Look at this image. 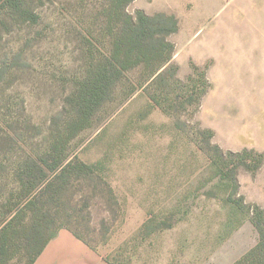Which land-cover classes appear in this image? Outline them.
Wrapping results in <instances>:
<instances>
[{
	"label": "rangeland",
	"instance_id": "1",
	"mask_svg": "<svg viewBox=\"0 0 264 264\" xmlns=\"http://www.w3.org/2000/svg\"><path fill=\"white\" fill-rule=\"evenodd\" d=\"M242 2L135 0L128 7L130 14L177 17L179 31L169 41L176 47L179 78L185 80L195 64L208 69L211 90L217 86L216 102L210 90L195 110L186 89L160 83L139 88L147 72L142 67L89 106L91 62L109 56L111 48L102 15L107 0H0V207L7 205L0 210V231L37 196L2 222L12 210V193L20 196L16 172L28 157L57 158L62 141L69 155L48 179L66 167L60 179L71 183L63 195L67 205L61 200L57 209L75 217L71 223L88 243L104 254L112 251L113 264H234L255 248L260 235L252 219L256 207L264 212V164L259 168L254 156L222 160L198 132V126L212 130L213 143L224 151L264 154V78L243 87L240 100L227 103V110L233 107L229 116H221L222 88L214 81L206 39ZM236 23L237 31L245 25L238 18ZM231 42L233 54L223 68L230 87L251 81L253 73L245 69L251 57L239 37ZM254 70L264 72V65ZM16 125L23 130L11 128ZM24 216L23 224L0 232V264H29L40 243L63 224L34 240L35 215Z\"/></svg>",
	"mask_w": 264,
	"mask_h": 264
},
{
	"label": "trees",
	"instance_id": "2",
	"mask_svg": "<svg viewBox=\"0 0 264 264\" xmlns=\"http://www.w3.org/2000/svg\"><path fill=\"white\" fill-rule=\"evenodd\" d=\"M107 1V5L103 7L102 15L107 20L111 48L109 56H104L98 62H96V58H93L91 62L94 65L96 64V67L93 65L95 69L90 72L87 85L86 96L89 98L92 97L87 102L89 106L99 96H102L104 99L108 97L111 86H115L122 81L126 73L142 67L147 72L145 73V79L138 84L139 88L147 90L158 83H160V87H165L166 85L178 86L181 89L187 90L186 94L189 93L192 98L190 106L195 107V110H199L202 107L205 97L211 90L212 84L208 78V69L206 67L196 66L195 64L192 66V73L185 80L179 78V66L173 62L176 47L169 41V37L179 31L177 17L166 13L149 15L144 10H138L135 14H130L128 7L135 0ZM89 41L94 44L93 40L90 39ZM168 81L169 83H167ZM152 98L154 101L156 100V97ZM156 105L162 106L158 102ZM163 109L169 113L166 108L163 107ZM8 122L11 121L8 120ZM9 125H12V123ZM11 128L23 130L22 127L17 125ZM198 132L222 160H225L226 157L240 160L252 159V156H254L256 158L255 164H258L259 168L263 166L264 154L247 149L237 153L224 151L219 145L213 143L215 133L212 130L201 129L198 126ZM21 135L22 133L18 134L19 137ZM63 143L62 141L57 143V151H62L57 158H50L47 152V156L43 155L39 157V160L33 159V157L27 158L28 161H25L24 167L18 171V174L16 172L15 177L17 179V185L20 188V196L16 198L17 196L12 193L9 200L15 208L12 206V210L8 209V214L2 218L3 223L7 222V215L13 213L14 209L36 194L37 196L26 203L21 211L16 212L15 216L5 224L0 232L13 229L19 221L23 224L27 218L24 215L32 217L34 214L36 229L33 231V239L35 240L41 238L45 231L53 224L63 222L56 229H53L51 234L40 243L29 264H33L36 261L47 244L57 237L60 230H69L77 238L88 243L84 236L73 227L71 222H73L72 220L75 217L64 211H58L59 209L56 206L63 205L64 203L67 205L68 200L65 201L63 195L69 191L71 182L68 181L70 179H60L64 175L65 172L63 171L66 167L54 176L53 179H48L49 173L56 174L67 160L69 153L68 155L64 154L67 148L65 145L62 146ZM1 172H3V169ZM61 200H64L63 204H60ZM5 207L7 205H1L0 210ZM26 211L27 213H25ZM67 221L70 222L66 223ZM252 221L260 235V241L255 248L250 250L234 264H264L263 210L256 207V216L253 217ZM13 233L15 234V231ZM88 244L91 245L90 243ZM91 246L94 247L93 245ZM3 248L2 246L0 251Z\"/></svg>",
	"mask_w": 264,
	"mask_h": 264
},
{
	"label": "crops",
	"instance_id": "3",
	"mask_svg": "<svg viewBox=\"0 0 264 264\" xmlns=\"http://www.w3.org/2000/svg\"><path fill=\"white\" fill-rule=\"evenodd\" d=\"M261 2L263 8L264 0H261ZM227 5L228 3L225 4V6ZM259 9V0H243L241 6L225 18L219 26L209 30L208 37L206 38L207 42L209 41V44L212 45L209 53L215 59L216 66L214 70L217 74H215L214 81L216 85L219 83L218 86L222 88L219 90L218 97L219 113L221 116H229L228 114L233 107L231 109L229 107L228 109L230 110H227V103L240 100L241 89L243 87L249 84L256 85L258 80L264 78V72L254 70L262 68L264 65V8L262 10ZM237 18L245 23L239 29L240 31L235 30L238 24L236 23ZM232 27L234 32H231ZM198 33L199 31L192 33L191 38L193 43L198 40V38L195 39ZM235 36L239 37L243 52H247L246 54L251 57L249 67L245 69L251 70L253 73L250 75L251 81L239 80L237 82L238 85L232 84V87H230V82L224 75L223 68L226 67L225 65L228 62L230 63L227 56L233 54L231 46H234V44L231 41ZM258 65L261 67H256ZM216 88L215 90L212 89L213 91L211 90V94L213 93L212 101L214 103L216 99H213V96L216 93ZM111 252L109 251L107 254H104L99 248L92 247L85 241L77 238L71 231L63 229L60 230L56 238L47 244L42 254L33 264H112L109 260Z\"/></svg>",
	"mask_w": 264,
	"mask_h": 264
}]
</instances>
